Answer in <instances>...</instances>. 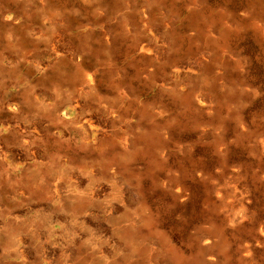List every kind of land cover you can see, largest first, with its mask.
Returning <instances> with one entry per match:
<instances>
[{
  "label": "rangeland",
  "instance_id": "obj_1",
  "mask_svg": "<svg viewBox=\"0 0 264 264\" xmlns=\"http://www.w3.org/2000/svg\"><path fill=\"white\" fill-rule=\"evenodd\" d=\"M0 264H264V0H0Z\"/></svg>",
  "mask_w": 264,
  "mask_h": 264
},
{
  "label": "bare ground",
  "instance_id": "obj_2",
  "mask_svg": "<svg viewBox=\"0 0 264 264\" xmlns=\"http://www.w3.org/2000/svg\"><path fill=\"white\" fill-rule=\"evenodd\" d=\"M14 106H15V105H14ZM14 106H13V107H14Z\"/></svg>",
  "mask_w": 264,
  "mask_h": 264
}]
</instances>
